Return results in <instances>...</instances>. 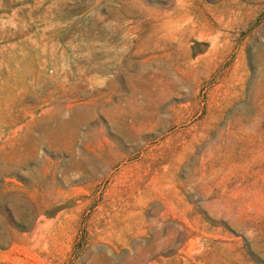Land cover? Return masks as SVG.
<instances>
[{
  "label": "rangeland",
  "instance_id": "1",
  "mask_svg": "<svg viewBox=\"0 0 264 264\" xmlns=\"http://www.w3.org/2000/svg\"><path fill=\"white\" fill-rule=\"evenodd\" d=\"M142 263L264 264V0H0V264Z\"/></svg>",
  "mask_w": 264,
  "mask_h": 264
},
{
  "label": "bare ground",
  "instance_id": "2",
  "mask_svg": "<svg viewBox=\"0 0 264 264\" xmlns=\"http://www.w3.org/2000/svg\"><path fill=\"white\" fill-rule=\"evenodd\" d=\"M149 258V257H148ZM144 262V261H143ZM143 264V263H142Z\"/></svg>",
  "mask_w": 264,
  "mask_h": 264
}]
</instances>
